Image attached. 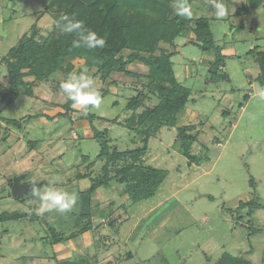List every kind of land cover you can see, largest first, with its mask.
Segmentation results:
<instances>
[{
    "label": "rangeland",
    "instance_id": "1",
    "mask_svg": "<svg viewBox=\"0 0 264 264\" xmlns=\"http://www.w3.org/2000/svg\"><path fill=\"white\" fill-rule=\"evenodd\" d=\"M52 1L0 0V216L23 215L0 221V264H217L226 255L264 264V209L238 208L264 203V101L257 95L264 87L255 80L260 64L251 54L264 52V5L242 15L238 11L249 9L248 0H223L227 15L217 19L210 0L191 4V26L208 19L226 57L230 83H207L214 57L190 43V31L173 46L161 45V51H176L173 69L190 97L177 127H141L150 135L141 163L167 176L153 196L136 203L123 193L124 185L111 179L131 160L107 166L99 155L104 140L111 141L109 153L144 147L146 136L126 123L135 114L126 107L143 78L116 73L103 85L95 70L75 60L71 73L87 70L100 99L87 115L67 106L59 88L65 76L58 74L46 82L27 78L33 97L22 94L8 102V68L2 59L32 26L45 37L52 31ZM128 69L139 75L148 71L138 62ZM115 80L116 85L110 83ZM186 126L197 135L192 160L177 141V128ZM95 131L105 137L95 138ZM106 166L111 180L95 186ZM21 176L23 184H43L36 191L58 178L53 186L75 195L74 208L38 214L41 202L34 191L12 195L13 181ZM89 230L97 239L87 246ZM67 252L71 255L63 257Z\"/></svg>",
    "mask_w": 264,
    "mask_h": 264
},
{
    "label": "trees",
    "instance_id": "2",
    "mask_svg": "<svg viewBox=\"0 0 264 264\" xmlns=\"http://www.w3.org/2000/svg\"><path fill=\"white\" fill-rule=\"evenodd\" d=\"M173 2L174 0H53L49 8L55 20L52 31L45 37L36 26H32L30 34L24 35L18 45L2 59L8 68V102L18 99L22 94L33 97V89L26 82L27 78L46 82L56 74L66 77L73 70L72 62L75 60L83 61L86 69L95 70V75L103 85L116 73L138 80L144 79L136 82L138 94L126 107L128 111L135 112L127 120V126L146 136L144 147L125 153L114 149L113 153H109L111 141L104 140L99 155L100 159L107 160V166L115 165L119 160H131L130 164L127 161L125 166L116 169L111 179L124 185L123 193L129 194L136 203L153 196L167 176L166 171L146 167L141 163L142 156L148 150L150 137L141 127L154 126L156 130L166 126L177 127V116L185 110L190 97V90L177 80L173 69L172 58L176 51H161V45L173 46L178 37L190 31L194 35L190 43L214 57L209 63L207 83L231 82L225 71L226 57L213 40L208 19H198L192 27L189 19L174 14ZM192 2L193 0H188L190 6ZM248 4L249 9H240L238 14L248 15L257 11L264 5V0H248ZM65 16L81 21L85 29L97 33L98 37L105 40L104 47L89 50L82 45L74 46V41L78 40L77 34L62 33L58 27V24L65 22L62 19ZM256 51H251L260 64V72L255 80L264 87V52ZM136 62L147 66L146 74H135L128 69L129 65ZM110 83L116 85L118 81ZM102 90L105 92L107 89ZM71 104L68 100L67 106L71 107ZM5 122L19 125L13 120L5 119ZM177 129V141L182 142L185 156L190 160L194 159L190 151L197 135L190 134L192 127ZM103 136L105 137V133L95 131V138L101 139ZM107 166L104 178L95 186L111 180L108 179ZM238 208L264 209V203L251 201L241 203ZM22 217L23 215L16 213L2 214L0 221L19 220ZM217 264L253 263L244 258L226 255Z\"/></svg>",
    "mask_w": 264,
    "mask_h": 264
},
{
    "label": "clouds",
    "instance_id": "3",
    "mask_svg": "<svg viewBox=\"0 0 264 264\" xmlns=\"http://www.w3.org/2000/svg\"><path fill=\"white\" fill-rule=\"evenodd\" d=\"M212 7L215 9L214 15L217 19L224 18L227 15V9L223 0H210ZM173 12L176 16L191 19L193 16L191 6L188 0H174L172 4ZM65 22L58 24L62 33L78 36V40L74 41V46L81 45L89 50L103 48L105 40L98 37L97 33L85 29L81 21L69 19L67 16L62 18ZM84 72L69 73L61 81L60 92L72 102L71 106L75 110H79L81 115H87L90 106L99 107L100 99L93 87V80ZM259 99L264 101V88L259 89L257 93ZM58 183V178L49 181L42 191H33L39 198L41 204L37 209V213L43 215L46 212L57 211L61 214L70 212L76 204L74 194L57 190L53 185Z\"/></svg>",
    "mask_w": 264,
    "mask_h": 264
},
{
    "label": "water",
    "instance_id": "4",
    "mask_svg": "<svg viewBox=\"0 0 264 264\" xmlns=\"http://www.w3.org/2000/svg\"><path fill=\"white\" fill-rule=\"evenodd\" d=\"M24 176L16 177L13 181L12 186V195L15 198L22 197L25 193L33 191V189H38L43 186V184H36V183H30V184H23Z\"/></svg>",
    "mask_w": 264,
    "mask_h": 264
},
{
    "label": "crops",
    "instance_id": "5",
    "mask_svg": "<svg viewBox=\"0 0 264 264\" xmlns=\"http://www.w3.org/2000/svg\"><path fill=\"white\" fill-rule=\"evenodd\" d=\"M56 76H58V75H53L50 80L54 79ZM116 81H118V80H116ZM45 106L54 107V105H52V104H49V105L46 104ZM56 114L57 113L54 112V114H49L48 116H50V118H54L56 116ZM60 114H62V113H60ZM43 119H45V118L43 117ZM85 237H86V241H87V244H86L87 246H90L92 244H95L97 237L94 236V234H93V232L91 230H89L88 232L85 233ZM81 249H82V247L80 249H78V250H81ZM70 255H71V253L70 252H67V253H65L63 255V257L67 258Z\"/></svg>",
    "mask_w": 264,
    "mask_h": 264
}]
</instances>
